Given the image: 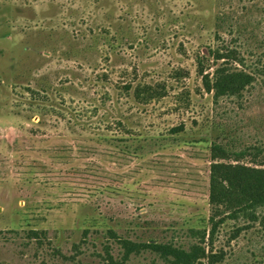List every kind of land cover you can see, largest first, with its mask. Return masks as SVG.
<instances>
[{"label":"rangeland","instance_id":"374dc122","mask_svg":"<svg viewBox=\"0 0 264 264\" xmlns=\"http://www.w3.org/2000/svg\"><path fill=\"white\" fill-rule=\"evenodd\" d=\"M222 61L254 82L215 103ZM263 66L264 0H0V264L120 263L107 229L264 264V221L207 245L210 144L264 169Z\"/></svg>","mask_w":264,"mask_h":264},{"label":"trees","instance_id":"16d2710c","mask_svg":"<svg viewBox=\"0 0 264 264\" xmlns=\"http://www.w3.org/2000/svg\"><path fill=\"white\" fill-rule=\"evenodd\" d=\"M218 51L213 55L215 61L222 60ZM216 62V63H217ZM264 77L263 70H258ZM204 90L211 93L216 103L223 97H240L242 91L254 82L252 73L244 70H231L225 62L217 63L213 73L209 75L200 72ZM252 147L234 150L221 141H213L209 147L210 165L208 178V204L210 215L208 224L207 245L212 246L216 229L226 219L246 222L241 227H236L234 237L242 230L250 228L256 221H264V169L251 168L240 164L239 159L252 153ZM232 160L234 163L224 161ZM260 166L264 167V160ZM107 238L115 241L121 248V261L126 262L132 255H139L143 252H151L157 255L167 264H203L200 259L207 258L206 264H214L216 254L210 251L206 255V248L202 245L193 244L185 249L182 245H175L172 242H158L155 240L133 241L127 237L117 235L112 229L104 230ZM42 232V231H40ZM85 231L84 233H86ZM188 233L198 237L204 244L206 238L205 229L189 228ZM39 232L30 229L28 235L38 238ZM110 264H120L108 256Z\"/></svg>","mask_w":264,"mask_h":264}]
</instances>
